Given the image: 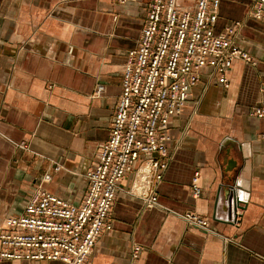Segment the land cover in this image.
<instances>
[{
	"label": "crops",
	"instance_id": "crops-1",
	"mask_svg": "<svg viewBox=\"0 0 264 264\" xmlns=\"http://www.w3.org/2000/svg\"><path fill=\"white\" fill-rule=\"evenodd\" d=\"M149 0H0V224L22 213L41 186L73 204L85 172L109 135L126 54L136 46ZM246 0H220L215 32L240 22L237 45L254 60L234 61L224 88L205 75L171 119L168 165L145 208L125 194L110 212L90 264H264V15ZM50 181L43 183L44 175ZM197 175L200 196L190 195ZM241 209L228 217L223 188ZM208 218L215 234L179 214ZM141 252L131 260V246ZM0 264H60L1 260Z\"/></svg>",
	"mask_w": 264,
	"mask_h": 264
},
{
	"label": "built area",
	"instance_id": "built-area-1",
	"mask_svg": "<svg viewBox=\"0 0 264 264\" xmlns=\"http://www.w3.org/2000/svg\"><path fill=\"white\" fill-rule=\"evenodd\" d=\"M246 1L247 17L260 20L264 0ZM219 2L148 1L136 46L123 63L108 138L98 145L84 174L81 200L73 204L38 186L22 213L0 224L1 260L90 264L98 238L112 228L111 208L126 178L130 184L125 194L145 208L158 204L156 186L168 165L169 124L187 104L190 90L204 75L227 88L234 61L255 64L237 45L240 22L215 32ZM250 116L264 119V105L253 107ZM260 138L264 140V133ZM49 181L50 175H44L42 182ZM189 189L193 199L200 196L197 175ZM178 216L189 227L217 235L208 218L192 212ZM140 252L139 246H131V260Z\"/></svg>",
	"mask_w": 264,
	"mask_h": 264
},
{
	"label": "water",
	"instance_id": "water-1",
	"mask_svg": "<svg viewBox=\"0 0 264 264\" xmlns=\"http://www.w3.org/2000/svg\"><path fill=\"white\" fill-rule=\"evenodd\" d=\"M223 198L226 202V212H227V216L230 217L231 214V202H232V210L233 212H235L237 209H241L240 205V201L238 198L235 197V195L232 193L231 191V187H224L223 188Z\"/></svg>",
	"mask_w": 264,
	"mask_h": 264
}]
</instances>
